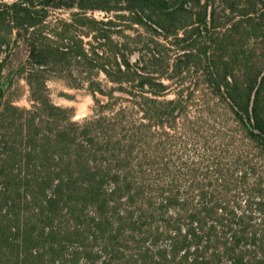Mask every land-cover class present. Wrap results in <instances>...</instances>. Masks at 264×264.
<instances>
[{
    "label": "trees",
    "instance_id": "trees-1",
    "mask_svg": "<svg viewBox=\"0 0 264 264\" xmlns=\"http://www.w3.org/2000/svg\"><path fill=\"white\" fill-rule=\"evenodd\" d=\"M137 26L160 35L151 42L165 53L152 50L147 61L154 69L131 61L132 45L143 41ZM261 38L264 0L0 2V88L7 76L10 87L21 77L31 102H0V264H264V172L242 201L224 190L180 193L134 156L137 131L156 120L152 108L138 126L123 108L74 120L48 87L63 77L86 85L97 103V94L131 84L161 95V76L204 59L209 86L264 157V64L254 45ZM19 45L28 59L11 74ZM100 72L117 86L106 91Z\"/></svg>",
    "mask_w": 264,
    "mask_h": 264
},
{
    "label": "rangeland",
    "instance_id": "rangeland-1",
    "mask_svg": "<svg viewBox=\"0 0 264 264\" xmlns=\"http://www.w3.org/2000/svg\"><path fill=\"white\" fill-rule=\"evenodd\" d=\"M13 1L0 0L7 3ZM61 14L68 15L65 11ZM93 15L103 19L110 14L96 11ZM114 16L112 14V18ZM137 28L143 35V41L138 47L132 45L135 51L131 54V61L154 69L147 61L152 50L165 53V49L151 42L160 35L155 34L154 37L150 30L140 26ZM125 34L134 36L136 31L129 30ZM114 38L124 41L120 34H114ZM254 45L259 48L256 62L263 65L264 39L255 41ZM179 52L173 47L168 53L170 57L176 58ZM27 59V48L24 45L16 46L9 58L7 72L12 74ZM206 72L204 59H192L182 73L174 74V68H170L168 74L173 73L172 77L159 76L167 86L161 95L152 92L157 86L149 85L141 89L131 84L125 85L128 90H116L111 96L97 94L100 103L96 102L86 85L72 86L63 77L52 76L48 81L52 86L48 87L54 103L73 110L74 120L80 121L98 114L111 116L123 108L131 124L134 122L138 126L140 123H149L150 120L145 116L148 108H152L148 111L156 112V120L150 127L137 131L138 138L134 144V156L137 160H144L143 170L162 184L172 185L180 193L189 192L195 197L202 189L218 193L224 190L231 201H242L244 193L264 172V157L231 106L213 92L207 82ZM159 74H155L156 78ZM7 77L2 85L3 100L11 99L16 105L30 107L26 80L20 77L10 87V78ZM99 78L108 92L117 86L109 82L103 72H100ZM130 128L128 125L127 130ZM244 175L248 178L247 182L243 181Z\"/></svg>",
    "mask_w": 264,
    "mask_h": 264
},
{
    "label": "water",
    "instance_id": "water-1",
    "mask_svg": "<svg viewBox=\"0 0 264 264\" xmlns=\"http://www.w3.org/2000/svg\"><path fill=\"white\" fill-rule=\"evenodd\" d=\"M3 96H4V90L3 87L0 88V102L3 100Z\"/></svg>",
    "mask_w": 264,
    "mask_h": 264
},
{
    "label": "clouds",
    "instance_id": "clouds-1",
    "mask_svg": "<svg viewBox=\"0 0 264 264\" xmlns=\"http://www.w3.org/2000/svg\"><path fill=\"white\" fill-rule=\"evenodd\" d=\"M48 86H49V87H51V86H52L51 82H48Z\"/></svg>",
    "mask_w": 264,
    "mask_h": 264
}]
</instances>
